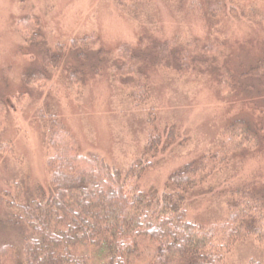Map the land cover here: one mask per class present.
Segmentation results:
<instances>
[{"label": "trees", "instance_id": "1", "mask_svg": "<svg viewBox=\"0 0 264 264\" xmlns=\"http://www.w3.org/2000/svg\"><path fill=\"white\" fill-rule=\"evenodd\" d=\"M115 1L137 17L141 5L155 0ZM189 9L205 22L201 36L161 38L160 27L151 23L150 35L141 38L138 46L125 42L114 52L101 53L110 60L109 72L117 88L135 108L148 113L143 151L126 172L110 166L99 154L83 152L77 136L55 110H40L50 146L49 187L38 185L31 197L17 182L4 191L7 222L18 231L21 244L0 242V264H229L226 258L239 241L252 239L264 249V186L209 188L233 158L245 162L262 149L264 131L255 123L244 118L230 121L218 145L172 171L161 190L144 189L141 184L145 172L157 168L163 154L190 141L188 129L182 133L176 124H158L152 73L169 72L197 84L213 72L223 94L236 93L237 79L220 22L229 17L264 20L250 0H189ZM17 29L27 44L39 48L46 44L39 16H23ZM70 44L78 57L87 60L101 43L93 32L72 38ZM59 59L58 54L46 53V71L29 73L25 81L47 87V72L58 67ZM241 76L264 84V57ZM69 77L74 92L80 94L87 75L73 70ZM8 113V103L0 95V132ZM2 152L15 157L10 141ZM199 190L223 200L222 219L205 223L191 217V194ZM242 264L264 263L251 259Z\"/></svg>", "mask_w": 264, "mask_h": 264}, {"label": "rangeland", "instance_id": "2", "mask_svg": "<svg viewBox=\"0 0 264 264\" xmlns=\"http://www.w3.org/2000/svg\"><path fill=\"white\" fill-rule=\"evenodd\" d=\"M262 11L264 0H250ZM41 18L46 44H27L17 29L25 15ZM151 23L161 30V38L180 35L198 37L205 30L203 18L189 9V0L172 4L155 0L141 5L137 17L115 0H0V95L9 106L8 122L0 132V242L21 244L18 231L7 222L4 191L14 182L21 184L27 197L38 185L48 189L47 157L50 146L40 110H55L77 136L83 152L99 154L112 167L126 172L141 156L147 138L148 113L133 106L109 72V59L102 51H115L122 43L138 46L150 35ZM96 33L100 43L87 60L71 49L70 40ZM221 38L227 43L230 67L237 79V91L223 94L211 72L197 84L179 80L169 72L155 71L150 81L152 104L157 121L176 124L181 132L189 130L190 141L163 154L158 167L145 172L144 189L161 190L168 175L193 158L212 151L221 140L223 128L233 119L244 118L264 131V84L258 79H243L242 72L264 57V20L220 22ZM59 55V64L47 74L50 82L40 89L25 76L45 70V54ZM87 75L85 88L76 94L70 73ZM245 80V81H242ZM47 108V109H46ZM12 143L15 157L2 152ZM264 146L245 162L232 159L226 171L209 187L211 191L239 185L264 186ZM205 190L191 194V217L201 222L222 219L223 200ZM251 259L264 263V249L252 239L239 241L226 258L229 264Z\"/></svg>", "mask_w": 264, "mask_h": 264}]
</instances>
